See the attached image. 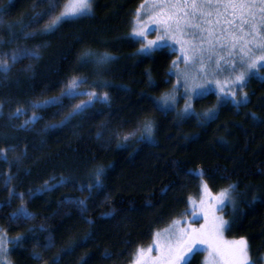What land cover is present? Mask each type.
Returning a JSON list of instances; mask_svg holds the SVG:
<instances>
[{
    "label": "trees",
    "instance_id": "16d2710c",
    "mask_svg": "<svg viewBox=\"0 0 264 264\" xmlns=\"http://www.w3.org/2000/svg\"><path fill=\"white\" fill-rule=\"evenodd\" d=\"M144 2L93 0L89 14L44 33L39 29L47 17L32 13L46 3L0 0V57L7 59L16 47L40 52L38 58L10 61L8 73L0 72V147L17 146L7 150V161L0 157V201L9 199L8 187H15L36 214L12 218L19 196L0 207V233L13 264H51L55 253H61L59 264H84L82 257L86 264H131L153 233L186 215L201 179L214 193L235 182L234 204L223 210L231 221L227 236L245 237L250 258L264 263V78H250L242 104H217L210 93L195 100L187 116L160 109L158 98L174 84L169 69L177 53L168 48L138 53L142 40L133 36V27ZM85 47L113 57L102 73L107 86L96 88L109 94L108 101H95L64 119L73 105L86 100L64 95L60 103L35 110L42 119L20 126L33 111L32 101L59 96L73 74L87 76L81 90L93 85L94 66L77 60ZM17 107L26 114L10 117ZM207 110L215 116L204 121L198 114ZM145 118L154 120V139L141 137L139 130L125 139L124 133ZM21 153L23 161L17 163ZM97 166L104 168L103 187L93 191L81 213L63 198L85 197L87 190L75 185L90 182ZM9 173L13 178L6 185ZM61 176L67 183H57ZM45 181L52 187L38 191ZM50 235L55 246L44 251L43 260L34 258L33 244L42 250ZM204 255L197 251L191 264H204Z\"/></svg>",
    "mask_w": 264,
    "mask_h": 264
},
{
    "label": "snow or ice",
    "instance_id": "6c2138e0",
    "mask_svg": "<svg viewBox=\"0 0 264 264\" xmlns=\"http://www.w3.org/2000/svg\"><path fill=\"white\" fill-rule=\"evenodd\" d=\"M41 3H46V7L34 11L32 15L40 18L47 17L44 25L39 29L40 32L44 33L53 31L66 19L84 16L92 10V0H41ZM35 7L36 5H33V8ZM141 8L146 10L144 14L147 22L155 21L161 26L162 31L156 37L147 39L145 34L147 24L143 20H137L133 32L146 41L141 43L138 53L151 52L155 48L167 46V40H175L180 45L179 52L182 55L172 61L171 68L176 69L175 74L178 77L183 75L186 88L189 87V81L195 79L188 70L191 66L198 65L199 68H205L206 62L210 66L215 57L216 70H220V62L224 59L220 52L225 50H227L228 55L239 54L242 69L254 68L258 61H264V0H145ZM141 8L137 9L138 15ZM15 23H20V21ZM32 23L38 24L39 21L33 20ZM23 27H28V25H22ZM31 34L25 33L26 36ZM2 42H4L3 37L0 36V43ZM25 56L38 58L40 52L38 48L16 47L7 59L0 57V72L6 75L10 70V61L15 62ZM112 58L111 54L107 52L101 53L92 48H83L78 53L77 60L81 65L92 64L94 66L93 75L97 79L93 81V85L89 86L87 90H81L80 85L87 81V76L73 74L59 96L32 101L30 107L33 111L31 115L26 116L20 126L27 128L36 120L42 119L40 113L35 110L45 105L60 103L61 97L64 95L89 97L88 100H82L73 105L71 111L65 114L64 119L82 112L95 99L107 102L109 94L107 92L98 93L96 88L107 86L102 73L105 65ZM181 61L185 65L184 69L179 66ZM232 63L234 64L235 61ZM30 68V64L25 66V70ZM171 68L169 69L170 72ZM234 79L244 81L245 71L241 70L236 73ZM217 83L219 84L220 81ZM244 95L246 97V93ZM174 102L175 99L171 93L162 94L157 100L162 110H167ZM26 112L27 109L17 107L9 116L24 115ZM188 112H190V105L186 101L183 113L180 114ZM212 115L211 112L205 113L206 118ZM153 128L154 120L145 118L138 123V128L125 132L124 138L127 139L135 135L137 130H139L141 137L150 138L153 134ZM16 147V145H8L7 149L0 147V157L7 161V150L15 151ZM23 155L21 153L16 157L17 163H22ZM103 175V166H97L91 173L90 182L75 185L81 192L87 190V195L85 197H64V203L77 207L81 213L87 211V201L91 199L93 191L103 187ZM12 178V174L9 173L5 178V184L10 183ZM57 183H67V179L61 176ZM51 187L52 185L45 181L43 188L38 189V191L48 190ZM235 188V182L229 183L220 189L214 198V202L205 204L201 200L204 223L199 226L188 224L180 227L181 221L174 219L166 229L153 233L157 255L152 256L150 254L152 245L146 249L138 247L134 254V264H191L192 257L201 250L208 253L204 259V264H255L250 258L249 245L245 237L241 236L231 241L222 239V233L225 228L230 227L231 221L218 213L225 209L229 203L234 204L233 192ZM8 192L9 199L0 201V207L5 204L10 205L11 199L15 196H19L21 199V204L11 214L13 219L33 218L36 215L24 206V193H17L15 187H8ZM103 215H110V213ZM88 222L92 223L90 219ZM19 239L22 237L16 238V240ZM5 245L6 239L0 233V257L7 256L9 249ZM200 245H207V248L201 249ZM54 246L53 237L50 235L47 237V243L43 245L42 250L33 244L31 255L38 260H43L44 251ZM67 250L62 249V252ZM60 255L61 253H55L50 257L51 264H59ZM81 260L86 264V257H82ZM0 264H11V261L0 260Z\"/></svg>",
    "mask_w": 264,
    "mask_h": 264
},
{
    "label": "rangeland",
    "instance_id": "374dc122",
    "mask_svg": "<svg viewBox=\"0 0 264 264\" xmlns=\"http://www.w3.org/2000/svg\"><path fill=\"white\" fill-rule=\"evenodd\" d=\"M145 11L146 10L144 8H141V12L137 16L134 26H136L137 20L145 21V23L147 24V27L145 29V34L147 36V39H152L156 37L162 31V29L159 24L155 23V21L151 23L147 22L146 16L144 14ZM133 36L137 39L142 40V43L146 42L144 39H142L140 36H138L135 33ZM166 45L167 46L165 47L155 48L151 52H142V53L149 54L157 49L168 48L169 51L177 53L176 58L182 55L179 52L180 45L177 44L175 40H167ZM237 53H238V50H237ZM220 55L224 57V59H222L220 62V70H216L215 57L213 58V61L211 62L210 66L206 62L205 68H199L198 65H194L188 69L191 72L192 76L195 78L194 81L193 80L189 81L188 88L185 87L183 75H180L178 77L175 74L176 69L171 68V74L174 77V84H173L172 89L168 93L173 94L175 102L174 104H171V106L168 107L167 110H164V111L174 110L178 114L183 113V109L187 101V103L190 105V112L186 114H191L195 110V100L205 97L210 93L215 94L214 100L215 102H217V104H223L226 102H232L236 104L245 103L248 99V91L247 89H245V87L249 83L250 78L251 77L260 78V79L264 78V61H258L257 66L254 68L242 69V62L240 60L239 54L228 55L227 50H225L224 52H220ZM232 61H235V63L233 64ZM179 66L181 69L185 68L183 61L180 62ZM241 70L245 71V79L244 81H236L234 77L236 73L240 72ZM204 73H207V75H204ZM217 81H220V83L218 84ZM225 81H227V83H225ZM233 93H235V96H233ZM245 93H246V97L244 95ZM85 97H86V100L89 99V97L87 96ZM95 101H101V100L95 99ZM159 108L161 109L160 106ZM208 112H211V111L207 110L206 113ZM186 114H181V115L187 116ZM201 114L203 117H205V113L203 112H200L198 116H201ZM214 116H215V113H213V115L209 118L211 119ZM209 118L205 117V119L203 118V120L207 121ZM130 137H133V136H130ZM147 139L153 140L154 137L152 135L150 138H147ZM218 193L212 192L207 182L204 179H201L199 195L197 197H191L189 209L186 215H184L183 217L179 219H176V220L181 221L180 227H184L188 224H194L196 226H199L200 224L204 223L203 212L201 211V200H203L205 204L214 202V198L216 197ZM231 204L232 203H229L228 205H231ZM223 210L219 212L218 214L225 216ZM168 226L163 227L159 230L166 229ZM226 232H227V228H225L222 233V239L224 241L233 240V239L228 238ZM149 245H152V250L150 254L152 256L157 255V251H156L153 238L151 242L148 245L143 246V248L146 249L148 248ZM5 246L8 248L7 245ZM199 247L201 249H205L207 248V245H200ZM207 255L208 253L206 252V255H204L203 257V263ZM4 259L11 261V264H13L12 257L9 251L6 257H0V260H4ZM131 264H134V260Z\"/></svg>",
    "mask_w": 264,
    "mask_h": 264
}]
</instances>
